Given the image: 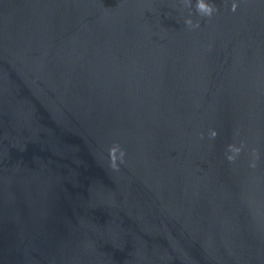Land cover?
I'll return each mask as SVG.
<instances>
[{"label":"water","instance_id":"95a60500","mask_svg":"<svg viewBox=\"0 0 264 264\" xmlns=\"http://www.w3.org/2000/svg\"><path fill=\"white\" fill-rule=\"evenodd\" d=\"M196 2L0 0V264H264V0Z\"/></svg>","mask_w":264,"mask_h":264},{"label":"clouds","instance_id":"9594fccd","mask_svg":"<svg viewBox=\"0 0 264 264\" xmlns=\"http://www.w3.org/2000/svg\"><path fill=\"white\" fill-rule=\"evenodd\" d=\"M236 7L237 5L233 3L231 6V10L235 11ZM196 10L200 15L210 17L213 12L218 11V8L215 6V4L206 3L205 0H197ZM185 24L192 28H197L200 26L199 22L194 24L190 18L185 20ZM210 136L212 138H215L217 136V132L215 130H211ZM228 150L232 153V155H228L227 159L229 161H233L236 158V154H239L241 152V147H237L234 144H229ZM109 156L111 168L114 170H119V165L117 164V161L119 160L120 163L124 162L125 152L120 148L118 144H115L109 149ZM252 166L254 167L255 165L253 164Z\"/></svg>","mask_w":264,"mask_h":264}]
</instances>
